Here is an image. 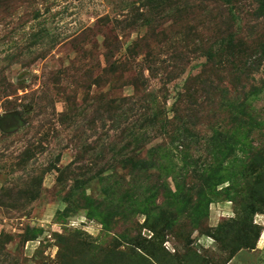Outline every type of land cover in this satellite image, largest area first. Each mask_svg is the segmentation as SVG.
Wrapping results in <instances>:
<instances>
[{"label": "rangeland", "instance_id": "rangeland-1", "mask_svg": "<svg viewBox=\"0 0 264 264\" xmlns=\"http://www.w3.org/2000/svg\"><path fill=\"white\" fill-rule=\"evenodd\" d=\"M256 7L0 0V264H264Z\"/></svg>", "mask_w": 264, "mask_h": 264}, {"label": "trees", "instance_id": "trees-1", "mask_svg": "<svg viewBox=\"0 0 264 264\" xmlns=\"http://www.w3.org/2000/svg\"><path fill=\"white\" fill-rule=\"evenodd\" d=\"M224 1H226V3L229 4L230 1H232V0H224ZM255 13H256V17L264 19V0H257V7L255 10ZM223 18L224 17H221L220 19H223ZM225 18L227 19V28H226V30L222 31V33L215 38V40H219L221 43V46H219L220 47L219 49L221 51H224L226 48L230 47V45H232L235 40L236 41L234 44H238L242 40V38L236 39L235 34H233L235 32L237 33V31H235L232 27L233 17L232 18L231 17H229V18L225 17ZM220 24H222V21L220 22ZM226 32H228V33L226 34ZM221 53H219V54H221ZM241 58H242L241 61L239 63H236L234 65L235 68L231 71L232 78L237 80V81H242L240 74H245L246 77L249 78V77H251V75L253 73L259 72L260 66L262 65V61L264 59V40L261 41V43H258L257 47L254 48V50L252 52H250L249 54H247V55L241 54ZM209 61H212V62L216 61V55L214 52H213V54H211V56H209ZM232 82H233V80H232ZM245 87H246V85L244 84V85H242L241 88L237 87L235 90L237 91L239 89L242 93H244V97H243L244 104H242V105H244L246 109H250V111H251V114H249L248 116H245L246 121L248 123V126L250 128L249 131L250 132L256 131L257 135L261 138V136H264V111H262V110L258 111V112L262 111V114H261V116H258L260 118H258V117L255 118L253 116V114H255V111L253 109H256V107L252 104V101H253V99H255V97L262 90L256 84H251V86L248 88V90H246ZM219 90L222 94H226V93H228L229 87L224 86L223 88H221ZM252 111H253V114H252ZM249 147H251V148L249 149V156L247 158L248 166H250L251 168L252 167L256 168L258 165V169L259 168L264 169V153L262 152V150L259 149L260 145L254 146V145L250 144ZM261 157L263 160L261 162H259L261 160ZM254 159H257V161H255ZM263 174H264V170H263ZM176 186H177V184H176ZM177 189H178V186H177ZM238 190L239 189H236V191H238ZM262 203H264V198L262 199ZM231 256H232V254L230 255V257ZM195 257H198L197 254L195 255Z\"/></svg>", "mask_w": 264, "mask_h": 264}]
</instances>
